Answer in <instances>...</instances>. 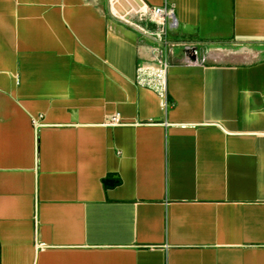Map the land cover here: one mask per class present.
Instances as JSON below:
<instances>
[{
    "label": "crops",
    "instance_id": "1",
    "mask_svg": "<svg viewBox=\"0 0 264 264\" xmlns=\"http://www.w3.org/2000/svg\"><path fill=\"white\" fill-rule=\"evenodd\" d=\"M0 264H264V0H0Z\"/></svg>",
    "mask_w": 264,
    "mask_h": 264
},
{
    "label": "built area",
    "instance_id": "2",
    "mask_svg": "<svg viewBox=\"0 0 264 264\" xmlns=\"http://www.w3.org/2000/svg\"><path fill=\"white\" fill-rule=\"evenodd\" d=\"M149 18L158 25L153 31L142 29L141 31L155 44L151 47L152 62L147 65H138L135 76V83L138 86L148 87L154 90L162 99V105L167 108V75L170 66V55L174 48L182 50V62L187 64L203 63L204 56L199 48L190 42H175L169 38V30L177 26L172 7L167 5L154 6L150 9ZM107 122L117 124L121 122L120 115H111Z\"/></svg>",
    "mask_w": 264,
    "mask_h": 264
},
{
    "label": "water",
    "instance_id": "3",
    "mask_svg": "<svg viewBox=\"0 0 264 264\" xmlns=\"http://www.w3.org/2000/svg\"><path fill=\"white\" fill-rule=\"evenodd\" d=\"M104 182L107 184H111V183L115 182V179L107 178V179H104Z\"/></svg>",
    "mask_w": 264,
    "mask_h": 264
},
{
    "label": "rangeland",
    "instance_id": "4",
    "mask_svg": "<svg viewBox=\"0 0 264 264\" xmlns=\"http://www.w3.org/2000/svg\"><path fill=\"white\" fill-rule=\"evenodd\" d=\"M110 1V0H109ZM177 50H178V47H177Z\"/></svg>",
    "mask_w": 264,
    "mask_h": 264
}]
</instances>
